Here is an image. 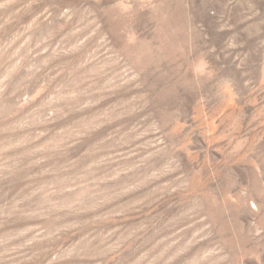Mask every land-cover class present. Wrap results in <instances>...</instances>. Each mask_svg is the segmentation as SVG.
<instances>
[{"label": "rangeland", "instance_id": "obj_1", "mask_svg": "<svg viewBox=\"0 0 264 264\" xmlns=\"http://www.w3.org/2000/svg\"><path fill=\"white\" fill-rule=\"evenodd\" d=\"M126 2L0 0V264H264V0Z\"/></svg>", "mask_w": 264, "mask_h": 264}, {"label": "clouds", "instance_id": "obj_2", "mask_svg": "<svg viewBox=\"0 0 264 264\" xmlns=\"http://www.w3.org/2000/svg\"><path fill=\"white\" fill-rule=\"evenodd\" d=\"M117 6L120 8L121 11H128L130 8V5L126 2V0H117ZM224 90L230 91V84L225 83Z\"/></svg>", "mask_w": 264, "mask_h": 264}]
</instances>
